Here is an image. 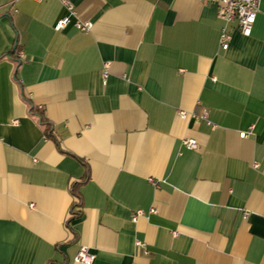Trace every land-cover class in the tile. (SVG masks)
Segmentation results:
<instances>
[{"label": "crops", "instance_id": "0c3cea01", "mask_svg": "<svg viewBox=\"0 0 264 264\" xmlns=\"http://www.w3.org/2000/svg\"><path fill=\"white\" fill-rule=\"evenodd\" d=\"M69 2L0 0V264H264V0Z\"/></svg>", "mask_w": 264, "mask_h": 264}, {"label": "built area", "instance_id": "2783aa9c", "mask_svg": "<svg viewBox=\"0 0 264 264\" xmlns=\"http://www.w3.org/2000/svg\"><path fill=\"white\" fill-rule=\"evenodd\" d=\"M40 1V0H37ZM61 3L67 8L68 12H72V6L69 0H60ZM200 2H209L217 5V15L225 23L235 22L240 33L244 36H248L251 33L252 26L255 22L257 12L259 11V1L260 0H198ZM70 21L69 15L62 16L59 18L55 24L54 29L60 30L64 28ZM74 27L80 31H88L92 24L89 21L76 20L73 23ZM231 41L230 32L223 27L219 34V45L220 48L225 50L228 48ZM19 58H23L22 53L18 54ZM104 77L107 76L106 69L104 70ZM177 115L181 118L187 116L194 117L196 120L206 119L207 112L202 111L200 114L195 112H186L184 110H178ZM245 136V133H242ZM182 144L190 149H197L198 144L194 138H183ZM142 214L139 210L133 215L135 219L138 215ZM139 244V242H137ZM94 255L91 254L86 246H80L76 255L75 261L81 262L83 264H92Z\"/></svg>", "mask_w": 264, "mask_h": 264}, {"label": "trees", "instance_id": "16d2710c", "mask_svg": "<svg viewBox=\"0 0 264 264\" xmlns=\"http://www.w3.org/2000/svg\"><path fill=\"white\" fill-rule=\"evenodd\" d=\"M31 110H32V109H31ZM41 120H42V119H41ZM42 122L44 123L43 120H42ZM72 193H73V195H74V201H73V204H72V211H73L74 207L80 206V196H79V194H78L76 191H74V190H72ZM79 216H80V213L72 212L71 217H73V218H77V217H79Z\"/></svg>", "mask_w": 264, "mask_h": 264}]
</instances>
